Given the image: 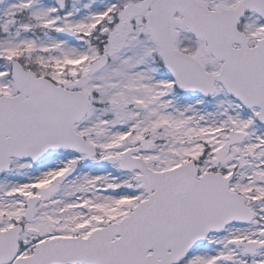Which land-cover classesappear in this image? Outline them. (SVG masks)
I'll return each mask as SVG.
<instances>
[{"label":"snow or ice","instance_id":"6c2138e0","mask_svg":"<svg viewBox=\"0 0 264 264\" xmlns=\"http://www.w3.org/2000/svg\"><path fill=\"white\" fill-rule=\"evenodd\" d=\"M0 264H264V0H0Z\"/></svg>","mask_w":264,"mask_h":264}]
</instances>
